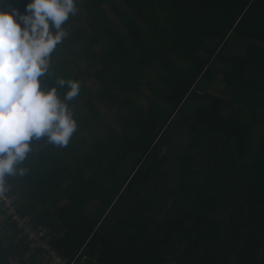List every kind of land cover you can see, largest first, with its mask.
Returning <instances> with one entry per match:
<instances>
[{
	"label": "trees",
	"instance_id": "16d2710c",
	"mask_svg": "<svg viewBox=\"0 0 264 264\" xmlns=\"http://www.w3.org/2000/svg\"><path fill=\"white\" fill-rule=\"evenodd\" d=\"M77 7L42 79L80 83L77 131L32 141L17 213L84 264H264V0ZM27 247L1 216L0 264L47 262Z\"/></svg>",
	"mask_w": 264,
	"mask_h": 264
},
{
	"label": "clouds",
	"instance_id": "9594fccd",
	"mask_svg": "<svg viewBox=\"0 0 264 264\" xmlns=\"http://www.w3.org/2000/svg\"><path fill=\"white\" fill-rule=\"evenodd\" d=\"M78 11L77 0H30L27 14L0 11V197L10 191L7 177L29 171L20 165L32 152V141L46 137L65 148L77 131L68 102L79 95L80 83L60 78L46 90L42 79L68 36L66 23ZM64 87L61 99L58 89Z\"/></svg>",
	"mask_w": 264,
	"mask_h": 264
},
{
	"label": "built area",
	"instance_id": "2783aa9c",
	"mask_svg": "<svg viewBox=\"0 0 264 264\" xmlns=\"http://www.w3.org/2000/svg\"><path fill=\"white\" fill-rule=\"evenodd\" d=\"M15 198L7 193L0 197L1 216H8L13 223L19 235L28 243L27 250L23 252L22 257H28L36 251H40L45 260L44 264H84V257L76 254L72 259L68 260L59 254L51 245V238L47 229L31 221L29 214H18L16 211Z\"/></svg>",
	"mask_w": 264,
	"mask_h": 264
}]
</instances>
